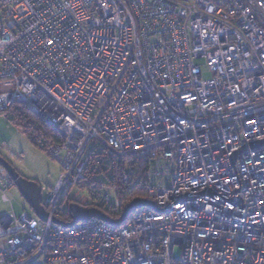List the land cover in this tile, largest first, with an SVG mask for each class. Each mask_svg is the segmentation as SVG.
<instances>
[{"label": "built area", "instance_id": "2783aa9c", "mask_svg": "<svg viewBox=\"0 0 264 264\" xmlns=\"http://www.w3.org/2000/svg\"><path fill=\"white\" fill-rule=\"evenodd\" d=\"M15 105L62 138H36L61 174L46 223L0 207V264H264V0H0V117ZM13 186L0 167L1 204ZM75 187L167 213L63 229Z\"/></svg>", "mask_w": 264, "mask_h": 264}, {"label": "rangeland", "instance_id": "374dc122", "mask_svg": "<svg viewBox=\"0 0 264 264\" xmlns=\"http://www.w3.org/2000/svg\"><path fill=\"white\" fill-rule=\"evenodd\" d=\"M195 63L197 66H205L203 59ZM204 77L208 78L209 74L205 73ZM93 145L90 146V150ZM0 157L10 163L24 179L35 182L42 188L41 199L46 197L47 191L55 187L61 174L58 162L49 155L45 148L34 143V139L24 133L23 129L18 126L16 115L13 112H9L6 117H0ZM110 175L112 176L111 172L109 177ZM94 180L100 183L107 182L100 172ZM77 192L78 187H75L69 199L61 203L60 209L63 213L68 212L70 201ZM12 194V207L10 204L2 203L1 213L11 211L13 208L17 216L21 215L24 209L34 215L15 186L12 187Z\"/></svg>", "mask_w": 264, "mask_h": 264}, {"label": "water", "instance_id": "95a60500", "mask_svg": "<svg viewBox=\"0 0 264 264\" xmlns=\"http://www.w3.org/2000/svg\"><path fill=\"white\" fill-rule=\"evenodd\" d=\"M257 147H264V141L253 145V148ZM0 167L9 175L14 186L19 190L29 208L42 222L46 223L49 219V214L41 205L42 188L37 183L24 179L10 163L1 157ZM142 208H148L158 213H167L165 210L157 209L151 201L144 198H137L132 200L125 207L119 219H113L97 208H83L79 205L71 204L68 208V213L71 216L70 222H63L55 218L52 220L57 226H60L63 229H71L76 224L85 223L91 219L99 220L115 229H120L132 214Z\"/></svg>", "mask_w": 264, "mask_h": 264}, {"label": "trees", "instance_id": "16d2710c", "mask_svg": "<svg viewBox=\"0 0 264 264\" xmlns=\"http://www.w3.org/2000/svg\"><path fill=\"white\" fill-rule=\"evenodd\" d=\"M11 112L15 113L16 115V121L18 123V126H20L24 133L32 137L34 139V143H36V138L38 137H44L46 140H53L55 142H61L62 138L57 134L56 131H54L48 123H46L45 120L37 117L34 115L29 109H27L24 106L21 105H15L13 106ZM37 144V143H36ZM120 170H124L123 167L112 166L110 169H102V174H105L106 172H111L112 176L118 173ZM144 194L142 192H136L130 196L129 202H131L134 199L137 198H144ZM100 210L105 212L108 216L114 219H119L121 217L120 213L115 212H109L104 211L102 208L98 207ZM60 221L63 222H70L71 216L70 214L63 213L60 215Z\"/></svg>", "mask_w": 264, "mask_h": 264}, {"label": "crops", "instance_id": "0c3cea01", "mask_svg": "<svg viewBox=\"0 0 264 264\" xmlns=\"http://www.w3.org/2000/svg\"><path fill=\"white\" fill-rule=\"evenodd\" d=\"M0 207H1V203H0Z\"/></svg>", "mask_w": 264, "mask_h": 264}]
</instances>
